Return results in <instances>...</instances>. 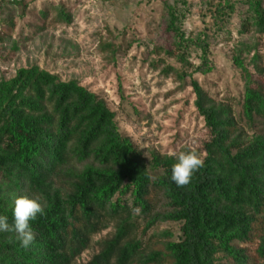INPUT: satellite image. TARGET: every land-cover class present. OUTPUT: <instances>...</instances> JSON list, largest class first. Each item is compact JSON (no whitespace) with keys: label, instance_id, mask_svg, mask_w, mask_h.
<instances>
[{"label":"trees","instance_id":"1","mask_svg":"<svg viewBox=\"0 0 264 264\" xmlns=\"http://www.w3.org/2000/svg\"><path fill=\"white\" fill-rule=\"evenodd\" d=\"M24 2L3 8L4 26L8 8ZM208 53L205 46L197 68L203 75L212 71ZM259 61L258 78L246 72L244 116L251 124L264 122ZM192 87L213 140L203 167L177 187L174 157L155 156L152 168L161 174L153 176L143 154L121 135L116 114L79 82H63L37 66L2 80L0 215L11 224L13 202L25 196L38 198L44 215L30 222L35 241L28 249L14 232H0V264H76L111 221L118 224L116 234L99 244L101 252L88 264H218L219 254L232 264H264V135L241 142L231 109L215 105L197 81ZM155 192L166 199L163 211L154 209ZM137 211L148 230L182 223V239L143 249L131 239ZM256 240L261 243L253 257L236 246Z\"/></svg>","mask_w":264,"mask_h":264},{"label":"rangeland","instance_id":"2","mask_svg":"<svg viewBox=\"0 0 264 264\" xmlns=\"http://www.w3.org/2000/svg\"><path fill=\"white\" fill-rule=\"evenodd\" d=\"M8 10L0 83L35 66L63 82H79L116 114L121 135L143 154L153 176L161 174L152 168L157 155L207 156L213 135L197 107L194 81L215 105L231 109L241 142L264 135L263 121L251 124L244 116L246 72L258 78L260 59L264 66V0H26ZM205 46L212 68L207 75L197 72ZM166 207L164 195L155 192V211ZM133 221L131 239L143 249L182 239V223L148 230L140 211ZM117 228L111 221L95 235L76 264H88ZM260 243L236 246L253 257ZM217 262L233 263L224 254Z\"/></svg>","mask_w":264,"mask_h":264},{"label":"clouds","instance_id":"3","mask_svg":"<svg viewBox=\"0 0 264 264\" xmlns=\"http://www.w3.org/2000/svg\"><path fill=\"white\" fill-rule=\"evenodd\" d=\"M175 163L171 167V180L177 187H184L191 182L196 171L203 167V159L195 152L172 153ZM38 215H44V208L38 198L18 197L13 202L12 223L8 217L0 215V232H14L21 247L28 249L35 241L30 222Z\"/></svg>","mask_w":264,"mask_h":264},{"label":"built area","instance_id":"4","mask_svg":"<svg viewBox=\"0 0 264 264\" xmlns=\"http://www.w3.org/2000/svg\"><path fill=\"white\" fill-rule=\"evenodd\" d=\"M24 0H0V34L3 33L4 30V13L3 8L9 6L10 4L22 2Z\"/></svg>","mask_w":264,"mask_h":264}]
</instances>
